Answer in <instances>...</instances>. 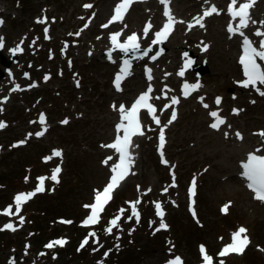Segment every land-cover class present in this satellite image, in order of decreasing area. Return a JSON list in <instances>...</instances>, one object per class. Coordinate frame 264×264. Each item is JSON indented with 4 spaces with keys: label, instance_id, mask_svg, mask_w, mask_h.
I'll return each mask as SVG.
<instances>
[{
    "label": "rangeland",
    "instance_id": "1",
    "mask_svg": "<svg viewBox=\"0 0 264 264\" xmlns=\"http://www.w3.org/2000/svg\"><path fill=\"white\" fill-rule=\"evenodd\" d=\"M118 1L0 0V19L4 22L0 28L2 54L11 60L9 70L14 72V80L21 87L33 78L38 82L29 90L12 91L14 84L7 83L8 77L4 76L7 67L0 61L4 74L0 78V121L7 125L0 129V212L10 204L15 212L17 193L33 191L38 177H50L57 166L62 169L59 183L46 179L45 191L23 205L27 227L20 231L5 229L4 225L13 220L0 214V264L10 261L15 264L101 261L103 264H167L176 256L184 264H203L200 246L204 245L208 253L215 255L219 247L231 242L232 233L241 226L248 230L251 241L245 252L219 259L216 264L220 260L224 264H264V203L255 199L240 180H232L238 158L257 149L258 155H264V137L258 134L264 131V96L256 88H245L239 83L245 79L238 59L240 39L226 32L231 19L226 13L228 0H171L173 16L183 23L175 24L156 60L151 57L159 44L152 41L167 21L165 6L160 0L133 4L123 21L109 24V15ZM86 4L92 7L85 8ZM213 4L221 13L205 17L204 27L189 28ZM41 14L48 17L49 29L46 23H35ZM251 15L257 23H251L243 31L264 39L255 35L257 30L264 31V24L259 23L264 21V0L255 3ZM149 23L152 27L145 35L144 28ZM105 24L108 27H102ZM45 28L50 39L45 38ZM118 30H123L126 37L131 32L137 33L141 39L137 54L151 48L147 56L133 59L135 73L122 82L121 91L114 86L122 64L121 53H112L109 41H104ZM91 39H96L92 50ZM19 41L24 43V52L12 56L10 49ZM204 45L208 46L206 51ZM191 57L195 68H187L184 76H180L186 59ZM114 59L118 62H113ZM149 63L154 72L152 80L146 75L145 66ZM25 70H29V79ZM45 76L49 79L45 80ZM197 81L202 87L185 98L184 83ZM149 85L153 89L150 102L155 105L161 123L157 125L147 111L140 114L144 135L136 140L131 171L101 214L100 222L92 227L99 243L91 238L80 251V237L89 234L78 227L79 221L90 212L84 205L91 204L114 163L112 149L103 145L111 144V135L117 132L115 125L121 119L119 105L129 103ZM259 87L264 91V86ZM172 97H177L179 103L165 108ZM216 97L222 98L219 105L215 103ZM234 108L241 110L239 114L233 113ZM173 110L177 118L169 124ZM217 110L226 123L213 129L210 124L214 118L209 113ZM41 114L45 115L46 124L40 123ZM65 119L67 124L62 123ZM162 127L166 140L163 157L159 150ZM42 131V136L36 135ZM237 132L243 139L237 137ZM22 140L26 143L19 144ZM54 149L62 150V157L46 160ZM246 149L250 151L243 153ZM216 152L222 154L215 156ZM230 153L234 159H230ZM207 155H213L214 159H207ZM108 157L112 159L105 164ZM162 159L168 163H162ZM214 163L230 168L217 171ZM193 178L197 189L196 217L189 212L186 199ZM137 199L141 201L137 205L139 223L135 217L128 220L132 214L128 202ZM158 200H162L164 222L168 225L159 231L160 217L154 203ZM220 204L230 205L225 214L219 211ZM122 208L127 211L119 227L113 228L111 234L106 233L109 221ZM57 216L73 223L62 227L55 223ZM64 234L71 238L69 244L43 250L46 239ZM106 246L111 248V253ZM105 252L110 254L105 256Z\"/></svg>",
    "mask_w": 264,
    "mask_h": 264
},
{
    "label": "snow or ice",
    "instance_id": "2",
    "mask_svg": "<svg viewBox=\"0 0 264 264\" xmlns=\"http://www.w3.org/2000/svg\"><path fill=\"white\" fill-rule=\"evenodd\" d=\"M135 2V0H119V2L116 4L113 15L111 16V19L109 20V24L117 21H123L125 14L128 12L130 6ZM160 2L165 6L164 15L167 17L166 23L163 25V27L155 33V39L152 41L154 45L160 44L164 41H166L171 33L174 30V26L176 23L180 22L183 23V21H177L176 18L173 16L171 12V8L169 7L171 0H160ZM256 3V0H243V2H240V0H230V3L228 5L227 11L230 17L233 21L238 20V23L233 26L232 23H229L228 25V31L230 34H239L243 37V43H242V55L240 56V64L243 67V74L245 79L240 81L242 87H254L259 92L261 96H264V91L261 90L259 86H264V67H262L261 63L259 61H264V39H261L259 42V48L254 46L253 42L244 35V32L242 29L247 28L249 25V22L251 23H257L256 21L252 20L251 16V8L254 7ZM238 5V7H237ZM85 8H91L92 5L86 4L84 5ZM222 10L217 8L216 5H211L209 8L205 9L203 14L197 18H195L194 24H189V28L199 25L200 27H204L203 20L205 17L210 16L212 14L219 15ZM39 23H44L45 20H38ZM3 21L0 20V24H2ZM259 23L264 24V21H260ZM87 27V25H85ZM102 27H108L107 24L102 25ZM152 25L149 23L144 28V34L147 35L149 30L151 29ZM45 38L50 39L48 36V29L45 28ZM71 35V34H70ZM75 35H79V32ZM122 35L121 32H115L111 34V41L114 46V49H118L120 51H123L125 53L128 52H135L138 51L141 47L139 43V37L137 33H132L131 35L127 36L126 40L121 43L119 40V37ZM255 35L258 37H264V31L257 30L255 32ZM23 43V42H21ZM4 47L3 43V37H0V48ZM207 45H204V50H207ZM13 54L22 52L23 49L20 46H17L15 49L11 50ZM151 51V48L144 51L143 55L147 56L148 53ZM163 49H160L156 52L155 55L151 57L152 60H156L162 53ZM185 57L188 56L187 53L184 54ZM109 59H111V53H109ZM193 61L191 59H186L184 68L181 69V71L178 73L180 76H184L185 70L189 67H191ZM131 66L132 62L129 59H125L123 61V64L119 70V72L116 74L114 79V86L117 91H121V84L122 82L131 75ZM146 75L149 80H152V70L150 68H146ZM49 77L45 76V79L47 80ZM34 86V85H33ZM18 87V86H17ZM202 87V85L197 81L195 83H188L185 82L182 89V94L185 98L190 96L193 92L198 91V89ZM153 89L151 85H149L148 89L144 92H142L136 100L132 103L130 108H126L125 105L121 104L119 105V112L121 115L120 123L116 125L117 128V135L113 143L108 145H103V147L114 149L117 153H119V162L114 164L111 168L112 175L110 177L109 182L107 185L103 188V190H96L95 196H94V202L92 204L84 205L85 208L90 209V214L81 222L82 226L84 227H90L95 226L100 222L101 214L105 210L106 205L112 200L113 193L115 189L119 187L121 182L125 180L127 175L130 173L131 167L134 164V156L130 149L133 147L132 145V138L134 136L144 135L143 126L141 124L140 120V111L142 109H146L148 114L151 115L153 121L159 125L161 123L159 117L156 115V107L153 103L150 101L153 100V96L151 95ZM165 96H167V93H164ZM155 99H159V97H156ZM201 103L205 108H208L209 105L206 103H203L204 98H199ZM221 97H216L215 103L219 105L221 103ZM179 103V99L177 97L171 98V103L166 104L165 108H171L173 105H176ZM113 108H116V105H113ZM2 111V109H0ZM241 110L240 109H233L234 114H239ZM210 116L214 118V122L210 124V127L213 129H219L221 125L226 123V120L224 117L220 115V112L217 111H211L209 113ZM177 118V112L175 110L172 111L171 118L169 119L168 123L171 124L175 119ZM41 124H46V117L44 114H41L39 117ZM62 123L67 124L68 120L65 119L62 121ZM7 125L0 121V129L6 127ZM164 127H167V125H164ZM46 130V129H45ZM122 133V135H121ZM44 132H38L36 133L37 136H42ZM261 137H264V131H261L258 133ZM32 135L31 133L29 136ZM227 135V134H225ZM237 137L240 139H243L242 135L237 132ZM19 144L26 143V140H22L18 142ZM166 140H165V134L163 127L160 130L159 135V150L161 157L164 156V146H165ZM18 146V145H13ZM260 150L257 149L256 152H251L247 156V160L242 163V175L247 179L248 181V188L251 189L254 192V198L257 200H260L264 202V155H258L257 152ZM63 153L60 149H54L51 156L46 157V160L52 159V157H62ZM112 157L106 158L104 161L105 164L108 163L109 160H111ZM162 163L167 164L168 161L166 159H162ZM62 171L60 166H57L52 170V175L50 177H38V184L36 188L33 191L27 192V193H17L14 197V205H15V212H13V205H8L5 209L0 212V214L4 215H16L19 217L21 225L24 223V217L19 215L22 207L25 203H27L32 197H34L37 193L45 191L44 183L46 179H51L52 181L59 183V174ZM27 181V177L25 178ZM172 186H175V176L173 174V184ZM151 189H149L150 191ZM165 192H167V189H164ZM196 195V180L193 178L191 186L189 188V197L191 200L190 204V210L192 212L193 217H196V211L194 208L195 200L193 199ZM131 207L132 214L128 216V220L133 219V217L136 218L137 223H139L140 220V213L137 208V205L141 203L139 199L136 201L128 202ZM155 203L156 208V215L160 217V224L157 231L161 229H167L168 225L164 222V216L165 212L162 206V203L157 201ZM230 205H224L221 209L223 212H227ZM126 209H120L118 214L114 216L109 221V226L105 229L106 233L111 234L113 231V228L119 227V222L121 218L123 217L124 213L126 212ZM61 223L65 224H71L73 223L70 220H62ZM5 229H9L12 231L16 230V226L12 223L4 225ZM247 229L243 226L239 227L234 233H232V239L231 242L226 244L221 251L218 253L220 257L226 256L230 253H236V254H243L246 247L250 244V239L247 235ZM89 238H96V242L99 243V239L97 237V233L95 231H91L88 234V237H85V239L81 242L80 248L85 247V245L88 244ZM67 243V240L65 238L56 239L53 241H50L45 247L51 249L57 245L64 246ZM79 250V249H78ZM96 250V249H94ZM264 250V249H262ZM110 251V250H109ZM200 252L203 259V264H213V257L207 253V250L204 245L200 246ZM105 256L108 255V252H105ZM55 258V257H54ZM10 264H15V261H10ZM98 264H103V262H98ZM167 264H184L181 257L176 256L175 258L169 260ZM219 264H224L223 260L219 261Z\"/></svg>",
    "mask_w": 264,
    "mask_h": 264
},
{
    "label": "bare ground",
    "instance_id": "3",
    "mask_svg": "<svg viewBox=\"0 0 264 264\" xmlns=\"http://www.w3.org/2000/svg\"><path fill=\"white\" fill-rule=\"evenodd\" d=\"M0 6H2V5L0 4ZM153 13H154V12H152V15H153ZM220 13H221V12H220ZM194 14H195V15H198L197 12H194ZM127 15H128V12L125 14L124 17H127ZM123 20H124V19H123ZM120 22H121V21H117V22H115V23H120ZM249 23L251 24V22H249ZM232 24H233V26H235L233 21H232ZM195 26H196V25H195ZM91 40H92V41H91V47H92L91 50H92L93 47L95 46L94 40H96V39H91ZM119 40H120L121 43H123V42L126 40V36H125L124 34H122V35L119 37ZM104 41H105V43H108V39H107V38H105ZM100 42H101V43H104V42L102 41V39L100 40ZM164 42H165V41H164ZM164 42H162V43L159 44V49H158V51H159L160 49H162L163 46H165ZM139 43H141V39H139ZM112 53H113V52H112ZM133 55H137V52L133 53ZM141 56H142V55H141ZM140 58H142V57H140ZM160 58H162V57H160ZM163 59H164V58H163ZM163 59H162V60H163ZM113 62L116 63V62H118V61L114 59ZM154 62H156V61H154ZM149 66H150V63H149L147 66H145V69H146V68H149ZM134 73H135V70H133V71L131 70V75H133ZM152 73H154V72H152ZM185 73H186V71H185ZM131 75H130V76H131ZM128 77H129V76H128ZM128 77H127V78H128ZM152 77H153V79H154V75H152ZM127 78H126V79H127ZM126 79H125V80H126ZM155 79L157 80L158 77L155 76ZM187 81H191V80L187 79ZM178 82L181 83L182 80L179 78V79H178ZM19 90H21V89H18V91H19ZM196 92H197V91H196ZM196 92H193L191 95H193V94L196 93ZM227 136H230V135H227ZM227 136H226V138H227ZM164 148H165V146H164ZM245 151L247 152V151H250V150H247V149H246V150H244V151H242V152L244 153ZM214 154H216L215 156H218V155L222 154V152H216V153H214ZM229 157H230V159H234V155H233L232 153L229 154ZM206 158L212 160V159H214V156H213V155H212V156H211V155H207ZM214 166H215V168H216L217 171H225V170H229V168H230V167H227V166H225V165H220V164H218V163H214ZM232 180H233V181H237V179H236L235 177H233ZM123 181H125V180H123ZM123 181H122V183L119 185V187H118L117 189H115L114 193H115L117 190H119V189L121 188V186H122V184H123ZM114 193H113V194H114ZM196 195H197V194H196ZM109 203H110V202H109ZM109 203H108V204H109ZM108 204H107V205H108ZM107 205H106V206H107ZM195 206H196V203H195ZM244 252H245V250H244ZM244 252H243V253H244ZM229 256H231V255H229Z\"/></svg>",
    "mask_w": 264,
    "mask_h": 264
},
{
    "label": "water",
    "instance_id": "4",
    "mask_svg": "<svg viewBox=\"0 0 264 264\" xmlns=\"http://www.w3.org/2000/svg\"><path fill=\"white\" fill-rule=\"evenodd\" d=\"M0 60H1V62L4 63L7 67L9 66L10 61H9V60H6V59L4 58V56H3V54H2L1 51H0ZM129 60H131V58H129ZM192 61H193V59H192ZM191 67H192V68H195V64H194V62L192 63ZM202 67L205 68V66H202ZM197 74L199 75V74H200V71H198ZM2 75H3V74L0 72V77H1Z\"/></svg>",
    "mask_w": 264,
    "mask_h": 264
}]
</instances>
